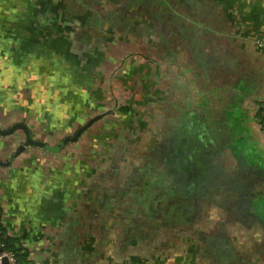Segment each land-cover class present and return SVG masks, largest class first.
<instances>
[{
    "label": "crops",
    "instance_id": "1",
    "mask_svg": "<svg viewBox=\"0 0 264 264\" xmlns=\"http://www.w3.org/2000/svg\"><path fill=\"white\" fill-rule=\"evenodd\" d=\"M258 38L264 39V0H0V130L22 125L0 133L4 233L20 241L32 264H264V136L255 122L264 104V50L256 47ZM137 89L144 97L153 91L151 103L169 98L172 121H187L186 143H174L166 154L178 182H185L186 192L172 201L191 204L185 217L194 208V217L220 223L209 226L218 234L204 241L214 249L207 255L136 253L135 222L115 217H129L139 206L130 199L103 211L84 206L98 192L97 152L110 151L112 136L125 128L113 123L132 113L107 109ZM145 106L131 125L157 126ZM202 133L208 149L199 147ZM67 137L71 142L61 144ZM224 153L236 162L228 184L224 166L220 175L212 164ZM175 204L170 215L179 226ZM99 212L110 218L100 226L104 241L93 224ZM86 215L92 225L74 232ZM215 217L232 227L213 229L224 225ZM123 226L129 236L121 243L114 234Z\"/></svg>",
    "mask_w": 264,
    "mask_h": 264
},
{
    "label": "rangeland",
    "instance_id": "2",
    "mask_svg": "<svg viewBox=\"0 0 264 264\" xmlns=\"http://www.w3.org/2000/svg\"><path fill=\"white\" fill-rule=\"evenodd\" d=\"M150 8L151 5L148 4V9L151 10ZM131 59V63H134L136 61L133 57ZM106 83H109V79L106 81ZM127 83H124L125 87L130 85L129 81ZM131 89L132 91H134L133 87H131ZM142 89L143 93H146V91L148 90V86H142ZM126 91L128 95L123 94L122 97L124 99L116 101V104L114 106L112 105L113 108L107 110L110 111L114 110L115 108L116 110L121 112V110L130 109L132 110V113L129 116V120L124 121V123L122 122L121 124H118L117 121L113 123L118 129H120L119 125H124L125 128L123 131H117V133L112 136L114 137L112 138L114 142L109 143L110 151L108 152V146H105L103 150L97 152L96 155H98L100 163L102 164L100 165V171L96 175L98 181H94L93 183L94 187L98 189V192L96 193V200L94 201L95 203L92 204V202L89 201V203H86L84 206L89 210L92 208H101L100 210L103 211V207L106 206H114L117 208L122 207V205L118 203L120 201V203L124 202L123 204L127 205L128 199H130L134 208L139 206L135 208V211H133V213L129 215V217H115L125 218L124 223L126 219H131L133 222H135L131 223L130 225H135V227L133 228V233L137 235L139 239H134H138L140 241L139 246H135L132 248L136 253H139V251L143 250L148 256L159 254L163 257L179 254L185 255L187 254V252H189L188 254H195L198 256H201L203 254L207 255L208 247L212 248V250L214 249L213 247H211V244H208L204 241H211V238L215 237L218 234V231L210 230L211 228H209V226L213 224L219 226L220 223L215 221L212 223L207 222V220L204 221L206 217H204V219L202 220L200 219L201 217H194V208H192L189 211V215L185 217L187 214V205L190 209L191 204L186 205V203H184V205H181L182 202H185L184 200H181L182 202L177 206V204L173 203L172 201V198L177 194L176 192H186V190L184 189L185 182L184 180H182L180 183L178 182L176 174H174V171H171V158H167L166 154L168 155L167 152L171 150V147L174 143H179V145L181 146L182 144L184 145V143H186L184 141V138L187 134V121H172V119L170 118L171 103L169 98H166V102L164 104L159 103L162 98H159V100L151 103V97L149 96L154 93L151 90L150 94H147V97L140 96L138 94V89L132 95H129L130 93H132L131 90ZM135 93L137 95H135ZM142 99H146L147 102H139ZM123 102L126 103L122 105ZM143 105H146L145 110L147 111L144 110L145 115L148 116V112H150V117L152 118L151 121L158 122L157 126L154 123L146 126L145 124L146 122L148 123V121H142L139 125V128L137 126L131 125V118L135 116V113L138 115V107L139 109H142ZM159 114L161 115L162 119L155 120V115ZM200 131L206 133L204 132L203 128H200ZM203 133L199 137L200 140H198L201 145L199 147L200 149H203L204 147L208 149V146L205 145L207 142L205 141L203 143L201 137H204L205 139L206 137L207 139L209 137L204 136L205 134L203 135ZM207 133L209 135L210 130H208ZM64 140H66V142L64 143L66 144L68 142H71L72 137L64 138L62 141ZM192 148L193 147L191 146V149ZM209 148L210 151L214 150L212 147ZM170 154L171 152L169 153V156ZM214 161L215 162L212 164L216 167L218 165L217 173L220 175L222 174V172L220 173L221 168L219 167V165L224 166V170L226 172V183L228 184L229 179L233 177V174H231L229 168L232 167L233 169L234 165L236 167L234 157L227 153H224V155H221V157L220 155L216 156ZM245 175L247 174L245 173ZM246 177H248V175ZM219 180H222V176L219 178ZM217 184L218 186L220 185L221 188L226 186L224 191L228 190L227 186L229 185L219 181H217ZM120 187L124 188L123 191H125V196L123 198L122 196H118L116 194V192L121 191ZM151 190L157 191L158 193L157 196L154 197L155 199H152V197L150 196ZM174 204L176 205V208H178L177 212L179 210L181 211L180 219H182L183 222L179 221V226L175 224L174 218L170 215V212L173 208L172 206H174ZM88 215H86L87 217L83 219V223L81 222L82 224L80 223V227H77V230H74V232H80L81 228H85L86 230L89 229L92 224L88 223L90 221V217ZM108 218L109 217L106 218L99 212V214L95 216V219L98 220V225L93 223L98 228V237L102 241L105 240L107 231H103L100 226L101 223ZM194 218L197 223L194 224L193 227H191L192 222L188 223V221L194 220ZM217 220H222L224 222V225L223 227L213 229H225L226 227H232V225H229L230 223H225L224 217L217 218ZM138 223L139 227L136 226L138 225ZM142 225H144V227ZM95 226H93V228ZM174 226H176V228ZM96 227L94 228V231L97 229ZM123 228L124 226L121 227L118 233L115 232L116 234H114L116 239H118L121 243H123V239L127 240L129 236L127 234L124 235V232L122 230ZM231 233L232 232H230V234ZM224 235L227 238L230 237L228 233H224ZM227 238L223 236L222 241L226 240ZM144 239L147 240V245ZM135 242L137 244V241ZM122 246L123 244H121L120 247ZM57 248H59V244L57 245ZM160 248L163 250L162 253L155 252ZM224 250L226 252V255H229L231 249L224 248ZM237 250L241 251V249ZM213 252L214 251H211L212 254H214ZM249 255V252H246L245 256Z\"/></svg>",
    "mask_w": 264,
    "mask_h": 264
},
{
    "label": "built area",
    "instance_id": "3",
    "mask_svg": "<svg viewBox=\"0 0 264 264\" xmlns=\"http://www.w3.org/2000/svg\"><path fill=\"white\" fill-rule=\"evenodd\" d=\"M255 45L260 50H264V39L258 38L255 40ZM261 111L262 119L258 118L257 114L255 116V122L258 130L264 136V104L258 107L257 111ZM6 260V264H28L24 262H19L15 256V253L11 250L5 249L4 243L0 240V264H4L3 261Z\"/></svg>",
    "mask_w": 264,
    "mask_h": 264
},
{
    "label": "trees",
    "instance_id": "4",
    "mask_svg": "<svg viewBox=\"0 0 264 264\" xmlns=\"http://www.w3.org/2000/svg\"><path fill=\"white\" fill-rule=\"evenodd\" d=\"M258 118L262 119L261 111H257ZM66 140L62 141L61 144H64ZM1 216V215H0ZM0 240L4 243L5 249L11 250L15 253V256L19 262H24L32 264L28 259V251L22 247L20 241L17 238L10 237L4 233V229L0 224Z\"/></svg>",
    "mask_w": 264,
    "mask_h": 264
},
{
    "label": "water",
    "instance_id": "5",
    "mask_svg": "<svg viewBox=\"0 0 264 264\" xmlns=\"http://www.w3.org/2000/svg\"><path fill=\"white\" fill-rule=\"evenodd\" d=\"M21 126H22L21 124L15 125L14 127H11L10 129H8V130H6V131H5V130H0V133H2V134H7V133L12 132L14 128H16V127H21ZM81 131H82V129H80V130L75 134V137H77V135H78ZM21 147H22V146H21ZM21 147H20V148H21ZM3 263L6 264V260H5V259H4Z\"/></svg>",
    "mask_w": 264,
    "mask_h": 264
}]
</instances>
